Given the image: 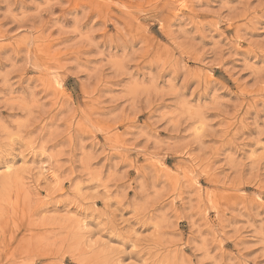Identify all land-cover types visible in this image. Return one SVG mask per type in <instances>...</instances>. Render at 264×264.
Listing matches in <instances>:
<instances>
[{
	"label": "rangeland",
	"instance_id": "1",
	"mask_svg": "<svg viewBox=\"0 0 264 264\" xmlns=\"http://www.w3.org/2000/svg\"><path fill=\"white\" fill-rule=\"evenodd\" d=\"M0 264H264V0H0Z\"/></svg>",
	"mask_w": 264,
	"mask_h": 264
}]
</instances>
